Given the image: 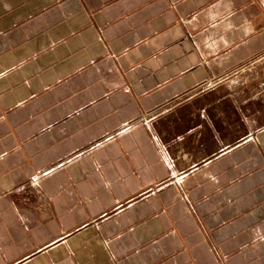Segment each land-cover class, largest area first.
I'll return each mask as SVG.
<instances>
[{"label":"crops","instance_id":"obj_1","mask_svg":"<svg viewBox=\"0 0 264 264\" xmlns=\"http://www.w3.org/2000/svg\"><path fill=\"white\" fill-rule=\"evenodd\" d=\"M262 55L264 0H0V264H264Z\"/></svg>","mask_w":264,"mask_h":264},{"label":"rangeland","instance_id":"obj_2","mask_svg":"<svg viewBox=\"0 0 264 264\" xmlns=\"http://www.w3.org/2000/svg\"><path fill=\"white\" fill-rule=\"evenodd\" d=\"M257 63L258 64H264V55H262V58H260V59L257 60ZM247 71H249V70H247ZM247 71H246V73H250V72H247ZM216 85H218V82L211 83V84H209V88L210 89H213V88H215Z\"/></svg>","mask_w":264,"mask_h":264}]
</instances>
